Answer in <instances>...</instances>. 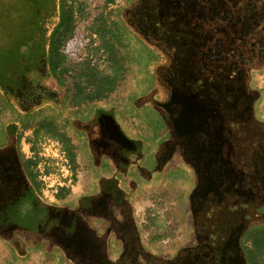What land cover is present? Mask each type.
<instances>
[{
    "label": "rangeland",
    "instance_id": "rangeland-1",
    "mask_svg": "<svg viewBox=\"0 0 264 264\" xmlns=\"http://www.w3.org/2000/svg\"><path fill=\"white\" fill-rule=\"evenodd\" d=\"M16 1V2H15ZM37 3L35 0H28L27 9L22 10L21 14V0H0V83L4 82V76L8 72H11L17 64L19 56L26 59L25 56H32L35 50H39L42 47V37L48 33V26H45L47 21L46 16L49 12L44 2ZM199 4L203 6L205 13L215 12L220 10L221 16L231 17L233 24H241L243 27H256L260 24H264V15L262 16V8L259 6L261 0H198ZM16 3V4H15ZM139 0H116L113 5L105 6L104 0H63V9L67 10L71 5L74 12V26L80 27V29H86L87 35L84 42L80 45L76 52V56L73 58V62L68 63L71 67L70 73L65 75L66 90L71 91L73 89V82L80 66L89 64L95 66L96 69L101 72V75L114 76L115 68L111 67L110 55H113L120 64H123L121 73L116 78V81L104 102L115 104L125 101V105L133 102L139 96L145 95V93L151 91L153 87V79L151 75H156L157 68L160 64H163L164 52L161 47L152 50L154 58L149 66L136 67L134 62L130 60L127 54V50L117 42L115 39L108 40V46L110 54L108 52L100 51L99 47L102 46V39H98L91 30H96L95 20L98 17H102L105 21L107 30L116 28H125L131 35L140 37L144 43L152 48L153 46L136 32L138 30V7L142 12H148V7L145 6V1ZM261 5V4H260ZM234 16L232 15V11ZM17 11H19L17 13ZM220 16V15H219ZM215 19L211 17L213 24L216 21H222L218 28L221 30L227 29L231 26L230 23H225L221 20V17ZM145 25V23H142ZM47 27V28H46ZM146 27V26H145ZM144 27V28H145ZM137 28V29H136ZM52 29H50L51 31ZM253 29L246 30L250 33ZM257 30V27L256 29ZM245 31V30H243ZM264 31V30H263ZM261 32V31H260ZM261 35H255L252 38L255 42L259 43L260 39H264V32ZM252 35V34H251ZM248 35V36H251ZM240 38L242 36H237ZM104 50V47H103ZM264 51L263 48L253 52L249 61L248 73L249 77H252L251 88L254 90V94L260 100L255 101L253 105V119L264 125V54L261 57L260 51ZM36 52V51H35ZM244 52V51H243ZM248 53V52H246ZM257 53V54H256ZM261 58L258 66L253 64L254 59ZM16 63V64H14ZM147 68V69H146ZM140 77L138 82H135V77ZM226 76V75H225ZM151 80V81H149ZM210 85V79L206 80ZM205 83V82H204ZM48 87L51 91L57 94L56 84L52 80H47ZM90 90V89H89ZM154 90V89H153ZM152 90V91H153ZM158 90V88H157ZM63 100V108L61 113L57 114L55 109L50 105L47 108H43L37 104L30 108L34 114H37L36 118L32 120H26L24 111L14 99H4L0 88V131L7 128L8 125L15 126V131L19 134V142H16V134L9 135L7 138V148H13L18 150L25 159L33 157L37 162L36 173L41 183L43 201L45 203H52L64 208H77L83 198L100 197V178L93 176L86 163V157L82 156L78 149L83 152V147L78 142L73 140L71 146L73 153L75 154V162L72 164L65 156L62 146L55 140L50 139L43 132H39L38 137L32 135V132L37 128L39 122L47 117L53 119L56 128L62 130L57 132L64 134L67 138L71 135L67 126H61L62 122H66L69 113V100L68 92ZM194 91V90H193ZM223 93V92H221ZM159 99L162 98L161 92L158 91ZM129 96V97H128ZM224 97V96H223ZM125 98V100H124ZM128 98V99H127ZM215 99L216 96L214 97ZM149 98H144L136 101V105H142ZM259 102V103H258ZM99 105V104H98ZM27 109V108H26ZM148 109H145L147 113ZM248 115V114H247ZM140 116H135V119H139ZM145 122H148L153 128L160 127L159 118L152 114L144 116ZM224 117L220 116L219 120H223ZM254 121L250 116L246 117L242 121L244 125V132L247 134V151L244 154L241 152L242 146L237 141L234 146L237 145L238 152L241 155H235L236 162H232V158L229 159L220 157L219 166L225 167L228 171H235L241 169L237 167L240 160L247 165L251 164L245 171H240V174L246 175V179H241V183L236 185L242 191L251 190L253 195L255 192L253 188L254 184L259 182L262 186L264 184V126L254 125ZM255 123H257L255 121ZM258 124V123H257ZM231 127V130L237 128V124ZM12 126V127H13ZM154 128V129H155ZM258 128V129H256ZM117 130V129H116ZM160 130V129H159ZM151 130L146 136L145 141L141 140L143 144L142 151L139 156L130 162V166L127 168L125 175H118L117 179L121 184H124L125 180H131L137 184L138 189L132 193L128 200V209L130 218L135 222V233L138 236V242H135L132 252L135 249L142 251H136L132 254L136 258H131L127 255V247L123 240L119 238L115 228L112 226L113 222L120 224L123 220V214L120 210L111 211L112 218L110 221L103 220L102 217L87 216L84 213L81 216L98 234L102 243L105 246V252L107 256V264H186L185 258L189 256L185 252L198 250L199 248V229L203 226L202 212H195L193 207L194 194H200L202 205H199L202 210H210L213 205V200L210 196L211 192L207 190V184L205 182L199 183L197 179H194L190 170L186 168L182 156L179 151L176 150L174 155L171 156L169 162L166 163V167L162 169L155 168L154 163L155 152L158 150V145L165 136L167 131ZM236 130V129H235ZM118 134H121L117 130ZM125 133H127L125 131ZM156 133V134H155ZM123 137H126L123 135ZM208 136L204 135V138ZM215 141H218L217 137H213ZM34 140L33 149L30 150L29 141ZM207 141V139H205ZM132 142V140H128ZM17 143V144H16ZM133 143V142H132ZM141 144V143H140ZM17 146V147H16ZM141 150V149H140ZM234 150V147H233ZM19 159V158H18ZM205 159V158H203ZM20 160V159H19ZM202 160V158H201ZM134 163V164H132ZM232 163V166H229ZM236 163L237 165H234ZM87 166V167H86ZM17 167V169H16ZM3 169L0 165V169ZM11 168V178L3 176L2 173L8 174V169ZM150 172L153 170L154 176H151L150 181L142 178L139 180L140 170ZM187 172L186 177L184 172ZM20 170L17 162V157L6 165L5 171H0V180H10V182L17 187L20 182L17 181L16 172ZM20 176H22L21 171ZM98 173H94L97 175ZM239 176V172L236 173ZM235 175V174H234ZM18 182V183H16ZM16 183V184H15ZM218 182L215 183V186ZM263 183V184H262ZM18 184V185H17ZM235 183L228 184L227 188L233 191ZM241 185V186H240ZM13 187V188H14ZM235 187V189L237 188ZM17 189V188H16ZM244 189V190H243ZM0 190V200L11 199L14 195L9 194L8 190ZM17 191V190H16ZM250 192V191H249ZM250 192V193H251ZM124 193H126L124 191ZM246 198L247 202L241 200L240 196H236L234 202L241 203L245 211L241 210L245 214L250 212L252 206L250 203V195ZM261 195V194H260ZM59 197V198H58ZM264 202V196L262 198ZM260 206V204H254V206ZM256 206V207H257ZM116 207V206H114ZM238 207L237 205L235 206ZM194 209V210H193ZM216 218V214L213 215ZM230 219L228 216H222L221 221ZM237 222V221H234ZM235 224V223H232ZM254 224H264V218L256 221ZM227 227L217 226V232L225 231ZM198 246V247H197ZM131 249H129L131 251ZM131 252V253H132ZM185 253V254H184ZM206 254V253H205ZM131 255V256H132ZM141 257H138L140 256ZM124 256L127 258L125 259ZM146 256V257H143ZM153 261H156L153 262ZM0 264H97L95 261L86 258H76L70 256L63 250L52 246L51 243L44 241L41 238L26 235L17 234L12 240L6 241L0 239Z\"/></svg>",
    "mask_w": 264,
    "mask_h": 264
},
{
    "label": "flooded vegetation",
    "instance_id": "flooded-vegetation-1",
    "mask_svg": "<svg viewBox=\"0 0 264 264\" xmlns=\"http://www.w3.org/2000/svg\"><path fill=\"white\" fill-rule=\"evenodd\" d=\"M140 1H145L148 12H142L138 7L139 16L137 17L138 25H136L138 30L136 32L153 46L149 48L150 50H156L159 46L162 51H165L164 63L158 66L156 75H151L156 91H153L148 101L163 117L171 138L158 150L156 160L152 163L155 168L162 169L178 150L182 156L181 161L190 170V174L199 183L205 182L207 190L212 193L210 196L213 200L212 209L206 211L201 209L202 206L199 208V205H202V201L198 200L201 198L200 194H194L193 207L196 213L199 210L202 212L203 226L198 232L199 248L193 252H185L191 255L185 258V263L245 264L239 248L241 241L245 238L242 234L256 221L264 218V202L262 201L264 184L262 183V186L257 182L253 188L251 187L255 195L251 190H249L251 193L248 190L242 191L237 187L236 182L241 183V179L245 180L249 176L246 175L243 178L244 174H240V171L245 173L251 164L247 165L240 160L238 165L236 163L234 165L241 169L228 171L225 167H218V161L220 157L226 159L231 157L232 162H236L235 155H241L237 150V145L234 146L237 141L242 146L241 152L244 156L247 151L248 136L243 131L242 121L248 116L254 121L253 105L255 101L260 100L251 88L252 77L248 76L247 66L249 65L248 60L252 58L251 54L254 51L259 53L261 48L264 49V39H260L257 43L252 38L256 34L263 36L261 33L264 32V24L256 26L257 30H255L256 27L233 24L229 15L221 16L220 10L209 13L208 9L205 13L198 0H139V3ZM260 4L263 19L264 0H261ZM235 11H232L233 16ZM219 15L222 17L221 20L230 23L231 26L221 30L218 25H221L222 21H216L214 25L211 17L219 19ZM248 29L253 30L247 33ZM121 30L129 33L125 28ZM128 35L132 40H139L146 45L140 37L130 33ZM236 35L242 37L237 38ZM262 52L264 54L263 50L260 51L261 57H263ZM260 59H254L253 64L255 66L262 64ZM20 67H23V64ZM26 71L25 68H21L20 71L13 70L4 76L7 93L11 98L25 109L56 99V93L48 87L49 76L43 62L36 70ZM207 79H210V85ZM158 91L161 92V100H156ZM215 96L217 99L214 98ZM99 109L103 110L96 112L93 121L82 128L90 137L89 148L94 164L100 167L103 174L110 175L109 178L100 179L99 199L105 200L103 205L106 207V215L102 216V219L110 221L113 211L122 212V223L113 222L112 226L125 243L129 252L127 255L133 259L136 257L132 254L142 250L135 249L132 252L131 249L135 242H138V236L134 229L135 222L130 218L128 200L138 187L131 180H125L124 184H121L117 176L125 175L130 166L129 161L139 156L143 144L146 143L142 144L135 139L124 138V134H118L113 121L115 108L107 106ZM220 116L224 119L219 120ZM255 121V126H264L257 120ZM234 123L237 124V128L231 130V127L235 126ZM151 127V130L155 132L160 129ZM204 135L208 137L204 138ZM213 137H217L218 141H215ZM128 140H132L133 143ZM11 149L0 152V165L3 167L0 169L1 172L5 171L6 165L14 159L15 152L13 148ZM232 165L229 163V166ZM181 170L186 176L187 172ZM19 171L15 173L17 181L20 182L15 187L17 189L23 178ZM238 172L239 176L236 174ZM7 173H2L1 179L8 176L11 178L13 173L11 168ZM140 175L139 180L142 178L147 182L150 181L151 176H154V172L141 169ZM216 182L218 183L215 186ZM232 182L235 183L234 187L232 185L233 191L227 188V185ZM13 187L10 180H0L1 191L4 189L11 191ZM248 193L252 195L250 197L252 206L250 217L248 213L241 211H245L240 208L241 203L234 202L236 196H240L241 200L247 202ZM254 204H260V206L256 205V207ZM215 214L216 218L213 217ZM225 215L230 219L222 222L221 217ZM217 226L227 228L224 232L222 230L217 232ZM124 258L127 257L124 256ZM153 262L156 263V261ZM107 263L106 256L104 264Z\"/></svg>",
    "mask_w": 264,
    "mask_h": 264
},
{
    "label": "trees",
    "instance_id": "trees-1",
    "mask_svg": "<svg viewBox=\"0 0 264 264\" xmlns=\"http://www.w3.org/2000/svg\"><path fill=\"white\" fill-rule=\"evenodd\" d=\"M115 1L104 0V4L108 7L113 5ZM27 3L28 1L21 0V18L23 17L22 10L27 9ZM44 3L47 6V11L49 10L45 18L47 19L45 26H48L50 33L46 30L42 37V47L38 51L35 50L36 52L34 51L32 56H25L26 59L19 56L17 64L14 63L16 66L13 70L20 71L21 68H25L28 72H32L43 62L48 76L53 75L58 67L62 69L65 76L70 73L71 69L67 62L72 63L80 45L85 43L83 40L85 35L79 34L77 32L78 28L74 26L72 5L64 10L62 7L63 0H48ZM95 23L98 27H96V30H91V32L98 39H102L104 50L100 46V51L110 54V49L113 50L107 44L106 37L109 36L110 39L117 40L127 50L128 57L138 67H148L152 62L154 55L148 46L142 44L139 40H132L128 35L129 33L122 31L121 28H116L115 31L112 29L107 30L105 21L101 16L95 20ZM50 29L52 30L50 31ZM110 61L111 67L115 68V74L112 77L109 76L110 74L101 75V72L95 66L83 65L85 67L83 75L88 76L90 81L87 84L91 87L90 94L87 97L89 101L109 93L115 79L121 73L123 66L113 55H110ZM22 64L23 67H20ZM6 84V82L0 83V88L3 98L10 99ZM30 108L23 110L26 120H32L37 116ZM12 126L8 125L6 129L0 131V152L12 150L11 148L7 149L9 135L16 134V142L20 141L19 134L15 131L16 127ZM39 132H43L50 139L58 142L70 163L75 162V154L69 139L64 134L57 132L52 119L45 117L39 122L37 128L32 132L34 138L38 137ZM29 143L31 150L33 149L34 140L30 139ZM14 152L23 178L20 187L18 189L14 187L9 192V194L14 195L13 200H0V239L10 241L17 234L31 235L51 243L52 246L63 250L70 256L86 258L95 261L97 264H104L106 258L105 246L81 214L84 213L92 217L106 215V207L103 205L105 200L95 197L83 198L77 208L70 209L52 203H45L41 183L36 173L37 162L34 161L33 157L25 159L18 150L14 149ZM242 235L245 238L241 241V247L239 248L242 251L244 263L264 264V224H253Z\"/></svg>",
    "mask_w": 264,
    "mask_h": 264
},
{
    "label": "crops",
    "instance_id": "crops-1",
    "mask_svg": "<svg viewBox=\"0 0 264 264\" xmlns=\"http://www.w3.org/2000/svg\"><path fill=\"white\" fill-rule=\"evenodd\" d=\"M76 61H72V63H75ZM135 64V63H134ZM136 67H138L137 64H135ZM123 66V64H122ZM84 66H80V71L78 72V75L74 79L73 82V89L70 91L66 90V82H65V76L64 72L62 73V69L59 67L55 69V72L53 75H49V79L55 82L56 84V99H53L52 101H44L40 106L44 109L52 105L51 107L55 109V112L57 114L61 113V109L63 108V100L67 96L65 95L66 91L69 94V113L68 118L66 119V122H62L61 126H67L68 130L70 131L71 135L68 137L70 143H73V140L79 143L81 147H83V152H81V149H78L82 156L86 157V163L88 164V169L90 173L95 177L97 176L100 179H106L109 178L110 175H105L103 172H101L100 167H97L94 164V160L92 157V154L90 153L89 148V140L90 137L88 136V133L84 130V126L89 125L93 118L96 116V112H101L103 109H99L100 107H107L111 106L115 108V118L113 119L114 124L116 126V129L120 131L121 135H125L128 138L135 139L136 141L142 142L141 140L145 141L146 136L151 131L152 127L149 126L150 124L148 122H145L146 119L144 118L147 114H152L156 118H159L160 123V131H167V136L162 139L158 145V150L164 146L171 138L170 132H168V129L164 123V119L161 116V114L156 110L150 103L149 99L145 101L142 105H136V101H139L144 98H151L153 91H156L154 87H152L151 91L145 93L143 96L137 97V99L133 102L128 101L129 103L125 105V101H121L120 103L115 102V104H110L107 102H104L105 99H107L109 93H105L104 96H100L99 98L87 99L89 93L90 86H87L89 81V77L86 75H83ZM137 76V75H136ZM140 79L139 76L135 77V82L137 83ZM116 81V79H115ZM154 89V90H153ZM153 90V91H152ZM157 94L156 100H161L158 97ZM129 97V96H128ZM128 99V98H127ZM125 100V98H124ZM99 104V105H98ZM145 109L147 110V113H145ZM140 116L139 119H135V116ZM53 120V119H52ZM54 121V120H53ZM55 123V122H54ZM56 126V124H55ZM62 130L61 128H57ZM125 131L127 133H125ZM125 138V137H124ZM143 144V143H142ZM157 152H155V159L156 160ZM170 160V159H169ZM169 162V161H168ZM87 167V166H86ZM166 167V166H165ZM94 173H98L97 175H94Z\"/></svg>",
    "mask_w": 264,
    "mask_h": 264
},
{
    "label": "built area",
    "instance_id": "built-area-1",
    "mask_svg": "<svg viewBox=\"0 0 264 264\" xmlns=\"http://www.w3.org/2000/svg\"><path fill=\"white\" fill-rule=\"evenodd\" d=\"M78 28V27H77ZM77 32L79 33V34H83V35H87V31H86V29H80V27L77 29ZM80 49H81V47H80Z\"/></svg>",
    "mask_w": 264,
    "mask_h": 264
}]
</instances>
